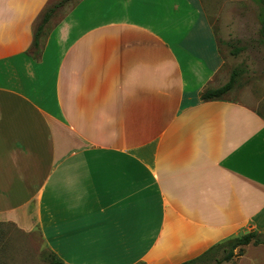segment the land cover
<instances>
[{"label": "crops", "instance_id": "obj_1", "mask_svg": "<svg viewBox=\"0 0 264 264\" xmlns=\"http://www.w3.org/2000/svg\"><path fill=\"white\" fill-rule=\"evenodd\" d=\"M0 0V222L63 264H183L264 226V116L215 89L199 0ZM41 18V17H40Z\"/></svg>", "mask_w": 264, "mask_h": 264}, {"label": "rangeland", "instance_id": "obj_2", "mask_svg": "<svg viewBox=\"0 0 264 264\" xmlns=\"http://www.w3.org/2000/svg\"><path fill=\"white\" fill-rule=\"evenodd\" d=\"M59 1L53 0L48 7ZM77 1L70 0L56 10L43 30L38 49H34L31 42L27 54H34L33 58L40 54L51 26ZM199 2L212 25L223 57L222 73L217 78L216 86L227 82L233 69H239L235 86L224 97L242 102L264 115V44L260 36L264 4L257 0H199ZM40 17L34 29L39 24ZM234 49L240 50L233 54ZM23 226L27 225L0 222V264H48L49 250L41 238L39 229L32 226L26 230ZM251 232L260 235L261 240L264 238V226L260 230L250 227L246 234ZM233 240L218 245L193 264H264V245H254L251 241L248 245L233 247ZM229 250L232 251V255L229 260H224Z\"/></svg>", "mask_w": 264, "mask_h": 264}, {"label": "trees", "instance_id": "obj_3", "mask_svg": "<svg viewBox=\"0 0 264 264\" xmlns=\"http://www.w3.org/2000/svg\"><path fill=\"white\" fill-rule=\"evenodd\" d=\"M70 0H60L59 2L53 4L52 6L48 7L42 14L40 18L39 24L36 26L34 34H33V40H32V47L34 49H38L39 44H40V38L42 37V34L44 33L43 30L45 26L48 24L50 19L53 17L54 13L56 12L57 9L61 8L63 5L68 3ZM260 3L264 4V0H257ZM260 36H261V41L264 44V18L261 22V28H260ZM240 49H234L232 52L233 54H237ZM240 70L239 69H233L230 73L229 80L223 84L220 87H217L215 89H207L205 90L201 96L200 99L201 101H215V100H220L222 97H224L225 94L230 92L233 87L236 84V79L239 76ZM264 116V115H263ZM264 239V238H263ZM261 240L260 235H258L255 232H251L248 234H243L241 237H236L231 240L232 241V246L233 247H239V246H245L251 243L253 241L254 245H264V240ZM228 240V241H231ZM220 245V244H219ZM218 246V245H217ZM217 246H213L210 250H208L205 254L200 256L199 258L208 255L211 251H213ZM232 255V251L229 250V254L225 257L224 260H229ZM197 258V259H199ZM197 259L191 260L189 262L183 263V264H193ZM47 261L48 264H63L52 252L49 251V254L47 256Z\"/></svg>", "mask_w": 264, "mask_h": 264}, {"label": "water", "instance_id": "obj_4", "mask_svg": "<svg viewBox=\"0 0 264 264\" xmlns=\"http://www.w3.org/2000/svg\"><path fill=\"white\" fill-rule=\"evenodd\" d=\"M246 233H247V232H246ZM246 233H245V234H246Z\"/></svg>", "mask_w": 264, "mask_h": 264}]
</instances>
